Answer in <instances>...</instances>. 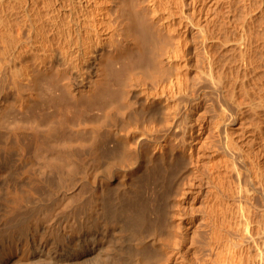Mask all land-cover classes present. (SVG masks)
Segmentation results:
<instances>
[{
  "label": "bare ground",
  "instance_id": "obj_1",
  "mask_svg": "<svg viewBox=\"0 0 264 264\" xmlns=\"http://www.w3.org/2000/svg\"><path fill=\"white\" fill-rule=\"evenodd\" d=\"M159 11L175 20L179 1L0 0V264H88L101 253L108 264L125 263L110 230L147 226V205H134L112 168L127 171L134 155L142 164L151 142L155 156L163 154L152 139L157 128L146 136L131 128L139 114L166 110L169 95L162 120L178 111L176 84L142 98L131 94L164 77L165 30L174 37L178 30L173 20L159 28L150 16ZM259 81L264 153V72ZM111 138L118 143L108 144ZM106 156L108 174L96 179Z\"/></svg>",
  "mask_w": 264,
  "mask_h": 264
},
{
  "label": "rangeland",
  "instance_id": "obj_2",
  "mask_svg": "<svg viewBox=\"0 0 264 264\" xmlns=\"http://www.w3.org/2000/svg\"><path fill=\"white\" fill-rule=\"evenodd\" d=\"M178 1L175 20L168 11L150 13L159 28L173 20L178 30L175 37L165 30L164 77L131 93L142 98L176 84L178 113L162 120L160 112L170 114L169 95L163 101L166 110L152 106L148 116L139 114L140 121L131 125L144 136L157 128L152 139L164 145L163 154L155 156L151 142L142 164L134 155L127 171L112 168L134 205H147L141 210L150 226L120 232L117 225L110 230V243L120 249L124 264H264V153L257 104L264 72V0ZM12 87L7 83L8 90ZM107 157L96 179L108 174ZM139 238L150 257L138 246ZM98 258L88 264H108Z\"/></svg>",
  "mask_w": 264,
  "mask_h": 264
}]
</instances>
